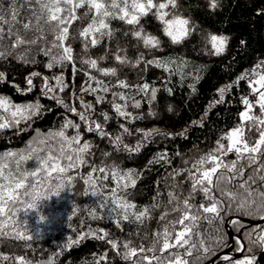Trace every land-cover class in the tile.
I'll return each instance as SVG.
<instances>
[{"label":"snow or ice","instance_id":"obj_1","mask_svg":"<svg viewBox=\"0 0 264 264\" xmlns=\"http://www.w3.org/2000/svg\"><path fill=\"white\" fill-rule=\"evenodd\" d=\"M15 4L16 0H13V6L7 12L0 8V59H7L8 56L15 54V58L23 63L35 64V58L28 57L34 47L40 45L39 51L49 58L45 65L49 71L56 67L63 69L65 65L70 64L75 73L78 71L76 68L78 57L74 54V48L69 41L79 40L84 53V56L79 57L80 63L88 65L100 76L116 78L115 83H105L98 76L85 71L83 74L87 79L82 82L81 94L71 92L69 98H74L71 104L60 95L68 88L62 71L52 77L32 72L25 77L27 88L21 90L17 85V91L24 94L33 91L35 88L33 79L39 78L42 81V95L55 100L66 111L78 116L86 125L87 132H95L101 139L108 138L118 150L123 148L130 153L139 152L144 142L155 135L186 138L187 129L176 134L162 133L158 129L141 130L143 141L129 147L124 144L122 135L113 137L106 131V124L111 119L108 112L101 111L99 117L93 119L96 115V105L105 102L109 103L116 115L122 119L131 121L142 118L127 111L129 99L133 108L141 106L134 96L129 98L124 92H111L112 99L106 100L112 88L134 89L150 102L155 101L158 92V89L148 82L129 84L126 79L119 78L117 67L101 68L99 61L106 60L109 53L119 65L138 67L140 63H144L146 66L154 65L170 74L185 63L181 61L177 64L171 58L146 60L143 52H140L133 61L127 55V48L122 47L119 42L116 43L114 50L111 49L109 44L119 31L112 27L111 22L119 20L130 26L123 35H130L136 40L137 47L142 44L149 51L160 50L161 40L156 35L146 32L140 24L143 17L151 14L161 24L163 34L169 37L173 44H179L192 31L191 20L179 11V0H23L20 7H16ZM24 5H27L29 15L20 19ZM216 7L217 0H212L211 8ZM77 21L80 22L79 25L72 30V25ZM49 35L51 40L48 39ZM228 39L224 35L216 34L208 37L215 55L219 56L225 52ZM105 41L109 44H105L103 55L93 58L88 54L90 49ZM17 49L22 51L17 52ZM173 65L176 67H172ZM5 78L6 73L0 72V80ZM195 78L199 79V76ZM240 80L247 82L250 95L241 97L243 107L238 114L239 122L222 132L211 149L191 161L183 160L185 167L173 169L169 173L173 183L167 191V207L158 199L162 195L159 191L153 197L156 202L141 206L139 210L134 202L120 196L118 193H126L127 189L136 186L140 174H134V170L131 169H122L118 164L107 165L102 161L100 165L91 167L86 177L72 175L71 173L87 164L86 155L90 154L92 144L90 141L81 143L83 137L80 133V124L71 119H66L59 130L50 131L47 135L38 132L37 137L29 141L26 149L0 153V237L33 240L31 234L33 231L27 221H21V213H34L46 223L48 220L44 217L47 216L38 215L45 201L60 197L61 193L67 190V186L77 178L93 189L90 195L103 197L100 190L103 185L98 186V181H107L110 174L114 187L110 189V197L102 198L98 206L104 210L103 216L111 215V222L116 227H121L123 221L130 219L132 222L143 224L152 219V214L156 210L164 207L159 216L161 226L152 234L147 247L143 243L132 246L130 240H121L103 228L89 227L85 235L100 241L106 240L114 250L121 249L118 254L123 260L129 261L130 264H192L189 258L193 257L194 250L197 252L194 260L200 261L215 250L214 246H227L225 234L219 226L201 232L200 222L207 221L210 226L221 225L227 217L236 215L264 221V61L258 63L250 72L241 75L236 83L238 84ZM191 87L195 92L194 85ZM231 87L233 85L218 89L219 99L212 101L209 109L223 103L225 94ZM167 91L171 95L172 89L168 88ZM83 93L93 95L95 104L86 102ZM77 101L81 110L75 107ZM42 108L39 101L19 105L14 104L8 97L0 96V131L18 127L21 122L32 120L41 113ZM256 108L259 109L258 113L255 111ZM5 113L7 115H4ZM192 123L195 126H202L203 117L200 121ZM120 127L123 133L132 135L123 124ZM69 128L75 130V135L69 137L66 134ZM52 141L55 143H51ZM109 155L111 153H102L105 158ZM230 155L234 157L231 160L227 159ZM33 159L39 165L35 170H28L23 166ZM160 160L170 162L167 153L162 152L149 163ZM97 172L102 174V177H94V173ZM180 176H184V181L177 180ZM183 183H188L187 194L183 190ZM197 193L203 197L198 205L192 203ZM85 195L89 193L85 192ZM77 210L74 208L73 212ZM90 215L93 219L102 218L97 216L95 208ZM230 222L240 223L237 220ZM193 235L197 237L196 240L192 239ZM84 238V235H79L75 240L68 237L64 247L70 248ZM144 239H148L147 234ZM234 244L235 251L245 252V255L237 259L224 255L223 260L226 264H255L257 260L255 250L264 251V227H253L241 233L234 239ZM58 255L59 253L54 252L48 260L54 264V258ZM106 260L105 252L95 259V264ZM4 261H10L11 264H32L25 256L0 254V264ZM39 264L45 262L41 261Z\"/></svg>","mask_w":264,"mask_h":264},{"label":"trees","instance_id":"obj_2","mask_svg":"<svg viewBox=\"0 0 264 264\" xmlns=\"http://www.w3.org/2000/svg\"><path fill=\"white\" fill-rule=\"evenodd\" d=\"M22 3L23 0H16L15 6L20 7ZM211 3L212 0H179V11L191 20L192 29L191 34L179 44H173L170 38L161 31V24L149 14L140 20V24L146 32L156 35L161 40L160 50L149 51L142 44L137 47L136 40L130 35H123L130 26L122 21L113 20L112 27L119 30L115 39L110 44L108 41L99 44L90 49L88 53L93 58H97L104 54L105 44H109V47L114 50L116 43L119 42L122 47L127 48V55L133 61L140 52L144 53L146 60L171 58L177 64L184 61L185 63L177 71L170 74L154 65L146 66L144 63H140L138 67L119 65L109 53L106 60L99 61L101 68L117 67L119 78L126 79L129 84L148 82L157 88L158 92L155 101L150 102L147 97L137 93L134 89L112 88L106 100L112 99L111 92H124L129 98L134 96L141 106L133 108L132 101L129 99L127 111L142 118L131 121L122 119L112 110L111 105L105 102L96 105V115L93 119H97L101 111L108 112L111 119L106 124V131L113 137L122 135L124 144L129 147L143 141L141 130L158 129L162 133L176 134L187 129L186 138L155 135L144 142L139 152L130 153L123 148L118 150L108 138L101 139L95 132H87L86 125L79 120L78 116L66 111L55 100L42 95V81L39 78L33 79L35 85L33 91L26 94L17 91V85L21 90L27 88L25 77L32 72L52 77L62 71L68 88L60 95L69 104L74 99L69 98L71 92L81 94L82 82L87 79L83 74L85 71L98 76L105 83H115V77L100 76L88 65L80 63L79 57L84 56V53L80 41L76 40L69 41L74 48V54L78 57L76 62L78 71L75 73L70 64L65 65L63 69L56 67L49 71L45 67L49 58L39 51L40 45L35 46L28 57L29 59L34 57L35 64H25L15 58V54L8 56L7 59H0V72L6 73V78L0 80V96L10 98L14 104L24 105L39 101L43 106L41 113L32 120L21 122L18 127L0 131V153L26 149L29 141H33L38 132L47 135L50 131L59 130L66 119H71L80 124V133L83 137L81 143L90 141L92 144L90 154L86 155L87 164L71 173L72 175L86 177L91 167L100 165L102 161L107 165L118 164L122 169H131L134 170V174H140L136 186L127 189L126 193H118L120 196L134 202L139 210L141 206L156 202L153 197L159 191L162 195L158 199L163 201L164 207H167V191L173 183L169 173L173 169L185 167L183 160L191 161L194 157L211 149L222 132L239 122L238 114L243 107L241 97L249 96L250 90L246 81L240 80L238 84L236 81L241 75L250 72L258 63L264 61V0H217L215 9L211 8ZM11 6H13V0H0V8L5 12ZM28 15L27 5H24L19 18L24 19ZM79 23V21L74 23L72 30H75ZM211 34L224 35L229 38L225 52L219 56L214 54L208 42ZM48 39L51 40L50 35ZM20 51L22 49H17V52ZM172 67L175 68L176 65ZM197 75L199 79L195 78ZM193 85L195 92L192 91L191 86ZM227 85H233V87L226 92L224 102L209 109V104L219 99L218 89ZM168 88L172 89L171 95L167 91ZM100 94L103 95V93ZM82 95L86 102L95 104L93 95L87 93ZM120 103L123 102L120 101ZM75 107L81 110L78 101ZM255 111L258 113L259 109L256 108ZM202 117V126L193 125V121H200ZM100 119L103 122L102 118ZM122 124L131 131L132 135L123 133L120 127ZM66 134L71 137L75 135V130L69 128ZM103 152L111 153V155L105 158L102 156ZM162 152L167 153L170 162L160 160L149 163ZM177 153L180 155H176ZM233 158L231 155L227 157L229 160ZM23 166H26L28 170H35L39 165L33 159ZM94 177H102V174L94 173ZM177 180L184 181V176L177 177ZM100 184L103 185L100 189L103 197L90 195L93 189L77 178L67 186V190L62 192L60 197L45 201L41 214L48 217L46 223H38L39 218L34 213H21V221L28 222L34 239L16 240L11 237H0V254L25 256L27 260L32 261V264H39L41 261L46 264L55 252L59 255L55 256L54 264H95V259L106 252L107 260L101 261L100 264H130L118 254L121 249L114 250L106 240L100 241L85 235L89 227L103 228L121 240H130L132 246L143 243L147 247L152 234L161 226L159 216L164 211V207L156 210L152 214V219L143 224L132 222L130 219L123 221L121 227L118 228L111 222V215L103 216L104 210L98 206L102 198H108L111 195L110 189L114 187L111 175L109 174L107 181H98V186ZM187 189L188 183H183L185 194H187ZM85 192L89 195H85ZM202 200V195L197 193L192 203L198 205ZM109 203H111L110 200ZM74 208L78 209L75 213ZM93 208L96 209L97 216L102 218H92L90 213ZM232 220L240 223L233 224L230 222ZM253 221H259V219L239 215L229 216L223 224L212 226L207 221H201L199 224L201 232L210 231L212 227L219 226L225 234L227 246H214L215 250L200 261L194 260L197 255L194 250L193 257L189 258L192 264H209L216 255L228 250L234 244V239L241 233L253 227H264V224L252 226ZM146 234L148 239H144ZM79 235H84L85 238L70 248L64 247L68 237L75 240ZM192 239L196 240L197 237L193 235ZM246 248L245 243V250ZM255 254L257 255L255 264H264V251L256 249ZM228 255L233 259L243 258L245 252H236L234 245ZM3 264H11V262L4 261ZM213 264H226V262L222 256Z\"/></svg>","mask_w":264,"mask_h":264},{"label":"water","instance_id":"obj_3","mask_svg":"<svg viewBox=\"0 0 264 264\" xmlns=\"http://www.w3.org/2000/svg\"><path fill=\"white\" fill-rule=\"evenodd\" d=\"M261 224H264V221H253L251 222V225L252 226H258V225H261ZM234 245L233 244L228 250L224 251L223 253H220L218 255H216L209 264H213L215 261H217L220 257L224 256V255H228L229 253H231V250L234 248Z\"/></svg>","mask_w":264,"mask_h":264},{"label":"clouds","instance_id":"obj_4","mask_svg":"<svg viewBox=\"0 0 264 264\" xmlns=\"http://www.w3.org/2000/svg\"><path fill=\"white\" fill-rule=\"evenodd\" d=\"M54 190V189H53ZM38 207H39V205H38ZM38 215L39 216H43L41 213H38ZM44 219L45 220H48V217H44ZM38 223H43L40 219L38 220ZM46 264H52V261L51 260H48L47 262H46Z\"/></svg>","mask_w":264,"mask_h":264}]
</instances>
